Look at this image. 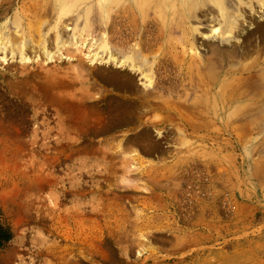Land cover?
<instances>
[{
  "label": "rangeland",
  "instance_id": "374dc122",
  "mask_svg": "<svg viewBox=\"0 0 264 264\" xmlns=\"http://www.w3.org/2000/svg\"><path fill=\"white\" fill-rule=\"evenodd\" d=\"M242 2L227 42L208 0H125L111 31L102 0H0V264H264V4ZM105 42L149 88L86 59Z\"/></svg>",
  "mask_w": 264,
  "mask_h": 264
},
{
  "label": "bare ground",
  "instance_id": "6f19581e",
  "mask_svg": "<svg viewBox=\"0 0 264 264\" xmlns=\"http://www.w3.org/2000/svg\"><path fill=\"white\" fill-rule=\"evenodd\" d=\"M133 3L135 4L136 0H132ZM140 1V0H139ZM210 3H212L218 10V16L216 18V23L217 25L212 27V32L214 34H218V36L222 35V39L224 41L229 42L230 39L232 38V35L234 33V31L237 29V27L239 26L240 23V19L243 17V14H241L239 11L235 12V13H231L229 6L226 5V0H208ZM239 3H243L242 0H237ZM257 1L259 4H264V0H254ZM102 2L106 5V10H107V20H108V31H111L112 29V24H113V20L115 18H122L123 15H125V11L123 10V5L125 3V0H102ZM56 3H58L57 5H59L60 10L61 11H68L71 9H68L67 7L63 6V0H56ZM101 3V2H100ZM246 5L250 6L249 4L246 3ZM138 6V5H137ZM185 6L187 8L190 9L191 13H189L190 15H194V12L200 7V6H204V0H185ZM136 9L139 10V6L138 8L135 6ZM116 12V13H115ZM135 12V11H134ZM106 14V13H105ZM196 14V12H195ZM264 14V13H263ZM200 16V15H199ZM124 18V17H123ZM59 19L61 20L62 17L60 15ZM20 21V19H19ZM118 21V20H117ZM120 22V21H118ZM245 23V22H244ZM18 24V23H16ZM18 29V28H17ZM75 36V35H74ZM226 36V37H225ZM105 41V40H104ZM69 42L68 40V36L67 38L61 40V43H67ZM42 44V43H41ZM78 45V44H77ZM79 46V45H78ZM81 46V45H80ZM66 47V46H65ZM77 48V47H76ZM46 50V49H44ZM60 50V49H59ZM110 50L109 45L107 42H105V50L101 51V52H88L86 56V59L91 63V64H98V65H104V64H113L116 66V68L120 69V68H129L132 71H136V72H142V74L146 77V79H148L146 81V83H144V86L146 88H149L151 85V81L152 78L150 77V75L148 74H144V70L142 69V67L144 66H140L137 64V62L142 61L141 55L139 54L138 51H134L132 50L130 53L125 54L122 57H118L117 54H113L111 51L108 52V54L106 53L105 55V51ZM214 52V51H213ZM215 52L217 53H212V56L218 55L221 59H223V51H221V49L217 48L215 49ZM49 54V53H48ZM51 54V53H50ZM51 55H49L48 57H50ZM47 58V57H46ZM53 58V57H52ZM193 58V57H192ZM197 58V57H196ZM200 58V57H199ZM24 59V58H23ZM26 59L28 60L29 58L26 57ZM51 60V59H49ZM200 60H202L200 58ZM218 60V59H217ZM216 60V61H217ZM194 61V60H193ZM214 61V60H213ZM259 63V62H258ZM142 64L147 65V60L143 59ZM200 64V63H199ZM201 68L204 70V72H206L207 74V80H208V84H212L215 83L216 80L218 79V77L220 76L219 72L217 71L216 67L214 66V64L212 63V60L206 59V60H202L201 61ZM249 66V65H248ZM254 67V66H253ZM115 68V67H114ZM252 70L256 71L255 69H251L246 67L245 70H236L235 74L237 75H249L252 74ZM263 72H259L256 71L257 73H261L260 76L262 77V79L264 80V69L261 70ZM191 72V71H190ZM200 69L198 70V81H199V86L197 88V90L200 92V94L206 96L207 94H209V92L206 90V84L202 81V78L200 77ZM226 74V71L224 72ZM255 73V72H254ZM263 73V74H262ZM223 74V75H225ZM196 75V74H195ZM119 72H115V73H111V74H107L106 77L107 80L112 83L113 85H118L120 84L121 79H119ZM197 76V75H196ZM232 76V75H231ZM204 77V76H203ZM247 77V76H246ZM201 78V79H200ZM242 78V77H241ZM123 79V78H122ZM205 79V78H204ZM206 80V79H205ZM251 81V80H250ZM257 81V80H256ZM124 82V81H123ZM122 82V83H123ZM225 82V81H224ZM256 83L257 82H253ZM193 85V84H192ZM215 85V84H214ZM252 85V84H251ZM213 87V86H212ZM249 89V88H248ZM227 91V90H226ZM262 91V89H261ZM246 94V93H245ZM264 95L260 92V89H258L255 94L253 95V97L251 96L249 98L248 101H250L251 99H254L255 101H260L264 98ZM230 97V96H229ZM245 97V96H243ZM248 97V96H247ZM202 98V97H201ZM218 98V97H217ZM212 99V98H211ZM231 101V100H230ZM197 106V105H195ZM200 107V106H199ZM195 108H198L195 107ZM195 110V109H194ZM205 111V110H204ZM202 112V110H201ZM207 112V111H206ZM199 114V113H198Z\"/></svg>",
  "mask_w": 264,
  "mask_h": 264
},
{
  "label": "trees",
  "instance_id": "16d2710c",
  "mask_svg": "<svg viewBox=\"0 0 264 264\" xmlns=\"http://www.w3.org/2000/svg\"><path fill=\"white\" fill-rule=\"evenodd\" d=\"M10 240V235L0 226V248Z\"/></svg>",
  "mask_w": 264,
  "mask_h": 264
}]
</instances>
